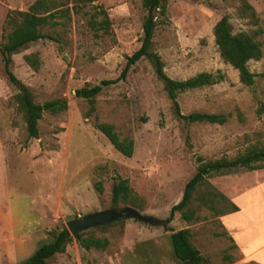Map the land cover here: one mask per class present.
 I'll return each mask as SVG.
<instances>
[{
	"label": "rangeland",
	"instance_id": "rangeland-1",
	"mask_svg": "<svg viewBox=\"0 0 264 264\" xmlns=\"http://www.w3.org/2000/svg\"><path fill=\"white\" fill-rule=\"evenodd\" d=\"M33 1L0 0V42L6 14L24 11ZM248 2L255 11L256 25L236 17L229 2L166 0V15L153 32L152 48L169 78L183 80L199 72L224 74L219 84L177 97L181 114H223L227 119L222 125L176 121L146 60L132 65L123 81L103 88L92 110L87 101L75 96L74 91L85 85L117 77L126 57L138 48L144 15L140 0L92 3L107 15V36L95 38L84 17L71 14L61 37V52L56 43L45 40L11 56L10 70L34 103L54 99L66 103L65 111L42 113L36 139L27 138L14 110L12 97L17 90L4 78L0 63V264L26 261L50 240L51 232L65 228L72 219L123 208L110 203L111 186L118 178L126 179L143 199L139 214L146 221L127 219L92 227L88 230L94 236L107 240L103 251L85 252L71 237L62 253L46 260L48 264H180L171 253L168 230L183 228L190 230L192 245L208 264H263L243 257L230 241L224 221L235 222L236 218H225L232 214L213 218L202 211L198 220L185 223L175 212L166 222L170 207L180 200L184 184L194 173L196 156L233 158L251 146L264 148V33L256 35L262 44L260 60L247 63L255 74L251 87L242 86L236 72L220 60L211 34L213 24L223 15L233 33L262 29L264 0ZM29 53L37 54L36 72L22 61ZM95 123L111 124L119 138H130L131 156L117 153L94 128ZM260 166L253 172L231 170L206 179L239 205L235 216L244 219L238 224L250 218L243 193L264 178V162ZM97 183L100 194L94 189ZM254 222L253 231L242 238L264 230L263 218L261 224ZM227 258L232 261L228 263Z\"/></svg>",
	"mask_w": 264,
	"mask_h": 264
},
{
	"label": "trees",
	"instance_id": "trees-1",
	"mask_svg": "<svg viewBox=\"0 0 264 264\" xmlns=\"http://www.w3.org/2000/svg\"><path fill=\"white\" fill-rule=\"evenodd\" d=\"M96 0H34L24 11H10L5 16L0 42V63L6 81L16 88L12 97L14 110L19 114L26 131L27 138L38 137L37 121L43 112L57 114L66 110L63 99L36 104L33 102L29 91L20 83L10 70L11 56L25 50L30 44L38 41H52L57 44V50L61 52V37L65 35L66 28L72 15H82L87 28L95 38L107 36L110 30V22L100 6L92 5ZM224 3H232L236 17L247 19L253 25L257 24L254 9L248 0H220ZM144 12L141 22V35L138 39L139 46L129 56L119 74L114 79L102 80L96 85H85L74 91L76 97L88 102L93 109L94 98L103 88L123 81L129 68L140 60H146L152 70L155 79L160 83L161 89L170 102L173 117L176 121L190 124L222 125L227 117L223 114H206L192 112L183 115L179 111L177 97L179 94L210 87L225 80L220 71L199 72L183 80L169 78L163 71V63L158 54L152 48L154 29L166 15V0H140ZM85 7H90L88 11ZM47 29L48 31H43ZM264 33V20L262 29L253 32H232L228 17L221 16L212 26L211 34L213 44L220 60L230 66L237 74L238 82L244 87H251L255 74L247 68L249 61L260 60L262 44L256 39V35ZM24 64L33 72L39 68V60L36 53L22 56ZM264 76V74H261ZM160 125L162 123L160 122ZM94 128L107 140L111 147L122 157L129 158L133 150V142L130 138H119L113 126L107 123H95ZM187 140V137H185ZM264 162V148L248 147L241 154L233 158L220 157L213 160H205L201 156L195 157L194 173L183 186L180 200L170 207L169 222L173 214L177 212L185 223L198 220L199 213L207 212L213 218L223 217L238 211L229 199L212 187L206 179L213 175H223L234 170L247 172L262 169ZM97 193H101V187L94 185ZM110 203L113 207L121 204L123 207L135 209L138 213L143 208V199L137 196L128 186L126 179L118 178L111 186ZM153 223L155 220L149 218ZM120 222V221H119ZM112 222L111 224H114ZM158 223V221H157ZM163 223H160V225ZM168 242L171 253L180 264H208L198 250L192 245V234L188 228L168 230ZM231 241V238H229ZM73 240L78 248L87 252L90 250L103 251L107 247V240L94 236L91 230L77 234ZM71 241L67 230L62 227L50 233V240L41 244L35 252L21 264H48L47 259L64 251L65 245ZM231 248H235L232 245ZM228 263L232 260L227 258Z\"/></svg>",
	"mask_w": 264,
	"mask_h": 264
},
{
	"label": "crops",
	"instance_id": "crops-1",
	"mask_svg": "<svg viewBox=\"0 0 264 264\" xmlns=\"http://www.w3.org/2000/svg\"><path fill=\"white\" fill-rule=\"evenodd\" d=\"M256 185L259 187L258 190L260 191L254 188ZM243 194L246 200L245 206L248 207V214L250 218L245 217L243 224L237 223L238 221H242L244 219L243 217L235 216V214L241 209L238 205L237 212L225 217L236 218V221L227 223L224 221V223L229 231V235L231 236L230 238L233 241V244L239 248L243 257L248 259L251 258L257 263L264 264V230L258 232L257 235L252 233L251 237L242 238L244 235L253 231L257 225V223L254 221H257L261 224L260 218H263L264 220V178H262L259 182L249 186ZM233 238H235L238 243H236Z\"/></svg>",
	"mask_w": 264,
	"mask_h": 264
},
{
	"label": "water",
	"instance_id": "water-1",
	"mask_svg": "<svg viewBox=\"0 0 264 264\" xmlns=\"http://www.w3.org/2000/svg\"><path fill=\"white\" fill-rule=\"evenodd\" d=\"M127 219L146 221L135 209L123 207L118 210L109 209L72 219L65 223V229L69 236L74 238L77 234L87 231L92 227Z\"/></svg>",
	"mask_w": 264,
	"mask_h": 264
}]
</instances>
